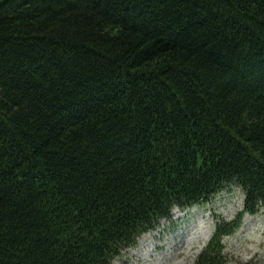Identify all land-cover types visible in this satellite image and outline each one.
<instances>
[{
  "label": "trees",
  "instance_id": "1",
  "mask_svg": "<svg viewBox=\"0 0 264 264\" xmlns=\"http://www.w3.org/2000/svg\"><path fill=\"white\" fill-rule=\"evenodd\" d=\"M230 186L193 264L264 210V0H0V264H113Z\"/></svg>",
  "mask_w": 264,
  "mask_h": 264
},
{
  "label": "rangeland",
  "instance_id": "2",
  "mask_svg": "<svg viewBox=\"0 0 264 264\" xmlns=\"http://www.w3.org/2000/svg\"><path fill=\"white\" fill-rule=\"evenodd\" d=\"M242 202L241 190L230 186L199 206L174 208L170 220H161L156 230L142 235L147 238L149 254L140 256L141 236L136 247L122 252L113 264H193L199 254L197 244L210 237L214 221L219 216L232 218L241 211ZM170 241L175 243L173 249ZM224 245L225 264H264V210L245 215L240 229L225 238Z\"/></svg>",
  "mask_w": 264,
  "mask_h": 264
},
{
  "label": "bare ground",
  "instance_id": "3",
  "mask_svg": "<svg viewBox=\"0 0 264 264\" xmlns=\"http://www.w3.org/2000/svg\"><path fill=\"white\" fill-rule=\"evenodd\" d=\"M208 237L209 236H207L205 239H203L201 242H199L198 244H197V251H196V253H199L200 252V250L203 248V246L205 245V242L208 240ZM146 241H147V238L146 237H143L142 236V238L140 239V243L138 244V246H137V249H139V250H141V252H140V256H142V255H144V254H149V245L148 244H146ZM170 246H169V248L170 249H173L174 248V244L172 243V241H170ZM168 248V249H169ZM151 250V249H150ZM135 252V250H133V253ZM160 261V260H159ZM151 263V262H150ZM149 263V264H150Z\"/></svg>",
  "mask_w": 264,
  "mask_h": 264
}]
</instances>
